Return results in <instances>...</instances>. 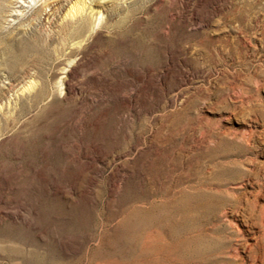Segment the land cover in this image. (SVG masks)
Here are the masks:
<instances>
[{
    "label": "rangeland",
    "instance_id": "rangeland-1",
    "mask_svg": "<svg viewBox=\"0 0 264 264\" xmlns=\"http://www.w3.org/2000/svg\"><path fill=\"white\" fill-rule=\"evenodd\" d=\"M263 129L264 0H0V264H263Z\"/></svg>",
    "mask_w": 264,
    "mask_h": 264
},
{
    "label": "bare ground",
    "instance_id": "bare-ground-1",
    "mask_svg": "<svg viewBox=\"0 0 264 264\" xmlns=\"http://www.w3.org/2000/svg\"><path fill=\"white\" fill-rule=\"evenodd\" d=\"M82 11V10H81ZM264 130V129H263ZM262 208V207H261ZM263 211V210H262ZM227 214V213H226ZM264 215V214H263ZM260 220L257 222L258 223V225H259V228H260V234L258 235L257 233V235H256V239H257V241L259 242V241H261V240H263L264 239V217H260L259 218ZM231 222V221H230ZM234 222V221H233ZM232 222V223H233ZM231 223V224H232ZM254 223V222H253ZM234 225V224H233ZM256 225V224H255ZM263 242V241H262ZM235 249H237V248H235ZM235 249H233V250H235ZM237 251V250H236ZM264 253V252H263ZM239 254H240V252H239ZM237 255H238V253H237ZM237 255H235V258L237 257ZM247 255V254H246ZM228 256H232L231 254L230 255H228ZM234 256V255H233ZM245 256V255H244ZM243 256V257H244ZM255 257V256H254ZM259 257H261V256H259ZM233 258V257H232ZM234 258V259H235ZM255 258H257V257H255ZM245 259V258H244ZM252 259H254V258H252ZM263 259V258H262ZM235 262V261H234ZM233 262V263H234ZM241 262V261H240ZM258 263V262H257ZM262 263L264 264V259L262 260ZM235 264V263H234ZM238 264H240V263H238ZM243 264V263H242ZM254 264V263H253Z\"/></svg>",
    "mask_w": 264,
    "mask_h": 264
}]
</instances>
